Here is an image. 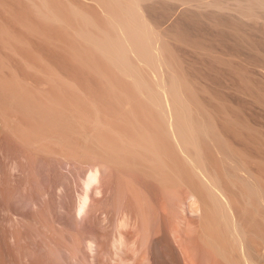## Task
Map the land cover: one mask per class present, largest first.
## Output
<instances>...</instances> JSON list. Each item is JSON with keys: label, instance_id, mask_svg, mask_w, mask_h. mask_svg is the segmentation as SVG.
Segmentation results:
<instances>
[{"label": "rangeland", "instance_id": "obj_1", "mask_svg": "<svg viewBox=\"0 0 264 264\" xmlns=\"http://www.w3.org/2000/svg\"><path fill=\"white\" fill-rule=\"evenodd\" d=\"M130 1L133 2L0 0L3 28H0V264H65V260L70 261L66 264H93L96 259L100 260L94 264H123V259L130 264H150L151 243L155 246L157 242L153 240L160 241L165 236L162 224L168 232L165 233L175 238L171 237L175 244L186 246L183 249L186 254L190 251L186 257L193 260L186 261L216 263L217 257L212 258L215 254L204 260L211 253L207 248L211 245L202 238L207 236L208 229L213 230L204 221L209 215L200 217L205 215V209L192 216L179 208L183 198L189 200L190 188L199 184V180L189 160L177 148L181 137L172 128L178 121L176 110L192 117L190 125L196 130L198 126L201 128L197 130L201 134L192 140L195 154L189 152L215 177L217 184L222 187L226 184L223 188L230 186L227 184H241L230 176L233 169L229 162L234 161L237 174L264 195V10L258 5L260 0H134L137 15L153 31L151 45L156 70L151 65L147 67L142 51L136 50L128 37L126 47L130 50L132 46L136 51H127L126 56L137 66L146 88L161 89L165 109L162 112L141 93L133 76L117 68L100 52L104 37L105 42L125 35L126 18L135 17V13L131 15L133 12L127 10ZM123 5L128 14H124ZM117 25L121 27L117 29ZM122 30L123 33L125 30L123 35ZM85 34L92 36L93 41L89 37L86 40ZM218 138L224 144L222 147L227 148L225 152H231L228 151L229 159L220 150ZM83 184L100 186L94 194H90L93 185L92 189L89 186L93 197L87 196L84 212L78 208ZM145 184L155 193L151 189L153 194L148 192ZM139 187H143V192ZM230 189V192L226 189L229 198L234 195ZM151 194L157 196H153L154 202ZM145 196H149L151 203L148 198L145 201ZM233 198L237 208L238 203L246 205L244 214L240 209L236 216L239 218L240 214L248 222L255 197L239 198V201ZM159 211L166 212L161 213L163 220ZM142 217H147L148 222L140 221ZM120 219L127 223L124 229L116 230L112 225ZM188 220L192 225H187ZM201 221L206 230L200 226ZM239 222L245 227L249 224L244 220ZM146 223H150L147 228ZM251 225L241 227L249 233ZM110 230L115 231L113 235ZM119 231H123L120 233L124 242L121 247L113 248L116 253L105 242ZM78 232H84L80 235L85 238ZM101 232L109 234L104 238ZM99 234L102 238L96 239L103 244L94 238ZM194 237L198 241L193 243L199 247L197 244L192 247ZM216 237L215 234L217 240ZM72 238L76 243L74 248ZM81 240L93 244V249L87 248V242L80 243L79 248L77 244ZM187 245L193 250L187 249ZM202 247L209 253L201 251ZM57 250L62 256H58ZM85 251L89 253L86 255ZM107 251L114 262L108 258ZM2 252H6L4 257ZM158 252L159 249L156 253L162 254V250L161 254ZM202 253L206 254L204 259ZM193 254L196 255L192 257Z\"/></svg>", "mask_w": 264, "mask_h": 264}, {"label": "bare ground", "instance_id": "obj_2", "mask_svg": "<svg viewBox=\"0 0 264 264\" xmlns=\"http://www.w3.org/2000/svg\"><path fill=\"white\" fill-rule=\"evenodd\" d=\"M129 1V0H128ZM139 1V0H138ZM185 1V0H184ZM227 1V0H226ZM254 1V0H253ZM260 1H262V0H260ZM259 1V3H258V5H259V7H261V9H262V11L264 10V1L263 2H260ZM132 1H130L129 3H131ZM137 2V1H136ZM136 2L133 0V2L130 4V7L128 8L127 7V10L130 12V13H132L133 12V14H131V15H134V13H135V17L134 18H132L130 15V17H128V15H127V17L128 18H126V23H127V25H126V27H128V29L126 28V33H125V30H124V33H125V35H123L124 33H123V30H122V37H120V36H116L115 37V35H113V37H115V38H112V39H109V40H106V39H108V37L105 39L106 41L104 42V36L106 35V34H102V36L104 37L103 38V40H102V42L103 43H101V45L102 46H99V47H101L100 49H101V53L103 54V55H105L106 56V58L112 63V64H114L117 68H119V69H121V70H123V71H125V73L126 74H130L131 76H133L135 79L134 80H136V83H137V85L139 86V89L141 90V93H144V94H146V98L147 99H149V101H151V104L153 105L154 104V107L155 108H157V106L160 108L159 109V111L161 110V112H162V104H163V102H162V100H161V89L160 90H156V89H159V87H157L156 89L154 88L153 90H155V91H153V90H151V88L150 89H148V88H146V85H144L145 83L143 82V79H141L140 78V76L138 75V69H136V67L137 66H134L130 61H128L129 59V57H127L126 56V53H127V51L129 52L130 50H132V46H134V48L137 50H139V48H140V50L142 51V60H144L143 62H145V64H147V67H148V65H149V67H150V65L153 67V68H155V70H156V61H155V57L156 56H154V51H153V47H152V45H151V42H152V39H153V31L151 32V30H149V28L147 27V25L145 24V22H143V20L141 19L142 18V16L141 15H139V16H141V18L137 15V5H136ZM253 3V2H252ZM119 4H121V3H119ZM138 4V3H137ZM251 4V3H250ZM256 4V3H255ZM127 5V4H126ZM125 5V6H126ZM243 5V4H242ZM128 6V5H127ZM224 6H226V5H224ZM248 6V5H247ZM257 6V5H256ZM123 7H124V5H123ZM252 7V6H251ZM250 7V8H251ZM126 7H124V9H125ZM238 8V7H237ZM242 9V8H241ZM126 10V9H125ZM124 10V11H125ZM125 11L124 12V14L126 13V12H128V11ZM240 10V9H239ZM246 10H248V9H246ZM250 11V10H249ZM249 11H247V12H249ZM123 12V11H122ZM121 12V13H122ZM239 12V11H238ZM241 12V11H240ZM129 13V14H130ZM126 14H128V13H126ZM264 14V13H263ZM123 15V14H122ZM243 15V14H242ZM126 17V16H125ZM128 19V20H127ZM119 20H121V19H119ZM118 20V21H119ZM117 22V21H116ZM113 23H114V20H113ZM112 23V24H113ZM122 23H123V21H122ZM120 24H121V21H120ZM112 26V25H111ZM118 26H120V25H117V29H118ZM122 26H124V24H122ZM121 27V26H120ZM0 28H2V26H0ZM112 28H113V26H112ZM3 29V28H2ZM116 29V28H115ZM117 29H116V31H117ZM123 29H125V27L123 28ZM1 30V29H0ZM120 31V30H119ZM155 32V31H154ZM116 33V32H115ZM156 33V32H155ZM87 34H90V33H87ZM117 34H120V32H118ZM116 34V35H117ZM127 34V35H126ZM86 36V34L84 35V38L86 39L87 37H89V39H90V41H93L92 39V36L90 37L89 35L87 36V37H85ZM101 36V37H102ZM125 36V37H124ZM156 36H158V35H156ZM155 36V37H156ZM96 37V36H95ZM110 37H112L111 35H110ZM109 37V38H110ZM126 37H128L129 39H130V42L132 41V43H133V45L131 46V49L129 50V48L130 47H126L127 45L129 46V44L128 43H126L127 42V39H126ZM88 39V38H87ZM86 39V40H87ZM95 39V38H94ZM99 39V38H98ZM128 39V40H129ZM95 40H97V39H95ZM154 40V39H153ZM90 41H88V42H90ZM98 41V40H97ZM100 42V41H99ZM98 42V43H99ZM93 43H95V42H93ZM97 43V42H96ZM90 44H92L91 42H90ZM127 44V45H126ZM94 45V44H93ZM97 45H100V44H97ZM96 45V46H97ZM153 48V49H152ZM99 49V50H100ZM128 49V50H127ZM134 49V50H135ZM134 50H132V51H134ZM135 50V51H136ZM131 52V51H130ZM141 53V52H140ZM128 54V53H127ZM158 59V58H157ZM158 62V61H157ZM131 63V64H130ZM138 65V64H137ZM141 67V66H140ZM151 68V67H150ZM142 71V70H141ZM144 71V70H143ZM141 75V74H140ZM143 75V74H142ZM132 77V78H133ZM143 78V77H142ZM133 80V81H134ZM145 81V80H144ZM135 82V81H134ZM163 88V87H162ZM261 93V92H260ZM143 94V95H144ZM145 97V96H144ZM173 99H174V96H173ZM176 100V99H175ZM177 100H179V98L177 99ZM259 100V99H258ZM164 101V100H163ZM173 101V100H172ZM173 102H175V101H173ZM177 102V101H176ZM150 103V102H149ZM261 103V102H260ZM176 104V103H175ZM174 104V105H175ZM179 104H181L180 102H179ZM174 105H173V108H172V110L174 109ZM184 105V104H183ZM182 105V106H183ZM181 106V107H182ZM163 107H164V104H163ZM166 107V106H165ZM179 107V106H178ZM185 107H188L187 105H185ZM177 108V107H176ZM224 108V107H223ZM184 110H185V108H183ZM220 109V108H219ZM158 110V109H157ZM165 109H163V111H164ZM179 110H181V109H179ZM173 111H175V109L173 110ZM178 110H176V114H177V116H176V118L178 117V121H177V123L175 122V124H174V126L172 127L173 128V132L175 133V135H177V137H178V135H179V137H181L182 138V140H180L181 138H179V140L178 141H181L179 144H177V145H179V147H177V148H179V151H181V154H182V156H184V158L185 159H188L187 161L188 162H190V164H191V167H192V171H193V174L195 175V177L199 180V184H195L193 187H191L192 186V184H191V186H188L187 187V189L188 190H192V192H190V194H188L189 196H188V198H189V200L188 201H186L187 200V198H183V202L185 201V202H187V203H183L182 202V205L184 204V206H183V208H181L182 207V205H181V207H179L180 209H182V210H187L188 212H189V214H188V212H186L185 214L187 215H192V213H193V215H195L194 214V212H198V211H202L203 209H205V211L203 212V213H205V215H203V214H200V217L202 216H206V215H209L210 216V218H211V220L212 221H206V220H210V218H209V216L207 217V218H203L204 219V221H205V224L208 226H211V228L213 229V230H210L209 231V229L206 231V232H208L206 235L207 236H205V233L203 234L204 236H205V238L203 237L202 238V240L203 239H205L206 241H208V243L211 245V247H207V246H209V244L208 245H206L207 243L205 242V245H206V247L210 250V254H207L209 257H207V255L205 256L204 255V253H206V252H208L209 253V251H207L206 250V248L204 249V250H206L205 252H204V250H203V248L204 247H202V249H201V251H203L204 253H202L203 254V259H204V256L206 257L204 260H206L207 258H211L210 256H213L214 254V256L212 257L213 259L215 258V257H217V259H214V260H216V263L214 262L213 264H264V210L263 209H261V207H263L264 208V198H263V194H260L255 188H254V186L252 185V184H247V180H244V178H241L237 173H238V171H237V168H238V166H236V164H235V162L233 161V164L231 163V161L229 162V165L230 166H232V167H230L229 165V167L230 168H232L233 169V173L231 174V169L229 170L230 171V176H232L234 179H236V180H238V181H241L240 183L241 184H227V185H230L233 189H230V186H227V188H223L224 186L226 187V184L222 187V186H220V184H217L216 183V180H215V177H213V176H211V174L206 170V168H204V167H201V165H200V163H199V160L197 159V158H194L193 156H194V154H195V150H192V148H193V146H195V145H192V140L196 137L197 138V135H200L199 133L197 134V130L199 129L198 127H197V125H196V127H197V130H196V128L192 125V123H191V125H190V122L191 121H189V119L190 118H192V117H187V115H185V114H183L184 112L183 111H179L180 112V114H179V112H177ZM91 112V111H90ZM181 112H182V114H181ZM185 112H186V110H185ZM188 112H190V111H188ZM187 112V113H188ZM222 112V111H221ZM94 113V112H93ZM175 113V112H174ZM159 114H161V113H159ZM189 114V113H188ZM191 114V113H190ZM190 114H189V116H190ZM161 117H162V115H161ZM163 118V117H162ZM186 119H188L187 121H186ZM177 120V119H176ZM185 121H186V123H185ZM170 122V121H169ZM174 123V122H173ZM225 124V123H224ZM172 125V124H171ZM242 125V124H241ZM169 127H171V126H169ZM226 127V126H225ZM245 128V127H244ZM203 129V128H202ZM247 129V128H246ZM200 131H201V128L199 129ZM203 131V130H202ZM218 135V134H217ZM253 136V135H252ZM258 136V135H257ZM215 137H216V135H215ZM218 137V136H217ZM220 138H218V139H216V142L217 141H219L220 143H221V145H220V150H222V152H224V153H226L225 151H226V149L227 148H223L222 146H224V144H222L223 142H221V140H219ZM194 141V140H193ZM253 141V140H252ZM177 142V141H176ZM256 143V142H255ZM262 145V144H261ZM259 146V145H258ZM149 147V146H148ZM196 147V146H195ZM194 147V148H195ZM226 147V146H225ZM223 148V149H222ZM148 150V149H147ZM191 150V151H190ZM192 153V151H194V154H190V152ZM228 151L229 150H227V153L225 154V156H228L227 158L229 159V153H228ZM230 152V151H229ZM264 152V151H263ZM228 154V155H227ZM230 154H231V152H230ZM257 160V159H256ZM243 161V160H242ZM252 161V160H251ZM226 162V161H225ZM228 162H226V163H228ZM237 162H238V160H237ZM244 162V161H243ZM242 162V163H243ZM241 165V164H240ZM226 168V167H225ZM244 168V167H243ZM226 169H228V168H226ZM226 171V170H225ZM245 171V170H244ZM247 171V170H246ZM242 172V171H241ZM227 173H229L228 171H227ZM244 177V176H243ZM91 178H93V177H91ZM90 178V179H91ZM218 180V179H217ZM83 185H85L84 187H86L85 189H84V187H83V190H84V193H82L83 195H82V197H80V204L78 205L79 207V209H83V210H85V207H83V205L85 204V206H86V201H87V196L88 197H93V196H90V194H94L93 192L95 191V192H97L98 190H97V186L98 185H96V184H83ZM91 185H93V190H92V192H91V190H89L88 188H89V186L91 187ZM133 185V187L135 188V186H134V184H132ZM141 185V184H140ZM187 186V185H186ZM98 187H100V186H98ZM141 187V186H140ZM140 187H139V189H140ZM145 188L147 187V185L145 184V186H144ZM149 187V186H148ZM147 187V188H148ZM189 187H191L190 189H189ZM195 187V188H194ZM193 188V189H192ZM90 189H92V187L90 188ZM137 189V188H136ZM149 189H151L150 187L147 189L148 190V192H150L149 191ZM187 189H186V191H187ZM226 189L228 190V189H230L232 192H233V194L234 195H231V196H235V197H237V200L239 199V198H247V199H250L251 197H255V202H254V206H253V212H252V215L249 217L248 216V222L245 220V217L244 216H241L240 217V214H239V218L237 217L238 216V212L239 211H241L240 209H242L243 210V214H244V211H245V206L246 205H240V203H238L239 204V208H237L238 207V205L236 204V202L235 203H233L232 202V200H235L233 197H231L230 196V198H229V194H228V191H226ZM142 192H143V187H142V189H140ZM138 191V190H137ZM151 191H152V189H151ZM83 192V191H82ZM91 192V193H90ZM142 192H139L140 194L142 193ZM152 192H154V191H152ZM152 192H150V193H152ZM230 192V191H229ZM90 193V194H89ZM155 193V192H154ZM187 193H189V192H186V195H187ZM81 194V193H80ZM89 194V195H88ZM153 194V193H152ZM152 194H151V196H152ZM228 194V195H227ZM136 195V194H135ZM138 195V194H137ZM143 195V194H142ZM147 195V194H146ZM150 195V194H149ZM155 195V198L157 197L156 196V194H154ZM153 195V196H154ZM263 195V196H262ZM81 196V195H80ZM140 196L141 195H139V198H140ZM150 196V198H153L152 199V201L154 200V197L152 196L151 197ZM146 197V196H145ZM149 196H147L145 199V201H147V198H148ZM90 198V199H91ZM133 198V197H132ZM138 198V199H139ZM142 198H144V196L142 197ZM86 199V200H85ZM89 199V198H88ZM149 199V198H148ZM140 200V199H139ZM157 200V199H156ZM236 200V201H237ZM85 201V202H84ZM140 201H142V200H140ZM149 201V203H151L150 202V199L148 200ZM239 201V200H238ZM91 202V201H90ZM144 202V201H143ZM154 202V201H153ZM157 203L159 202V201H156ZM89 203V202H88ZM136 203V202H135ZM157 203H154V204H156L157 205ZM181 203V202H180ZM141 204V203H140ZM153 204V203H152ZM151 204V205H152ZM234 204L235 205H237V207L236 206H234ZM89 205V204H88ZM145 205V204H144ZM148 204H146V206H147ZM83 207V208H82ZM143 207V206H142ZM153 207H155L154 205H152V208ZM240 207H242V208H240ZM114 208V207H113ZM148 208V207H147ZM146 208V209H147ZM157 208V206L155 207V209ZM90 209V208H89ZM160 209L163 211V209L160 207ZM236 209H239V210H236ZM260 209L261 210H263V212H261L260 211ZM82 210V212H84ZM88 210V209H87ZM144 210H145V208H144ZM148 210H150V209H148ZM165 210V209H164ZM80 211V210H79ZM86 211V210H85ZM89 211V210H88ZM106 211V210H105ZM104 211V212H105ZM110 211V210H109ZM153 211H154V209H153ZM158 211V210H157ZM237 211V212H236ZM81 212V211H80ZM102 212V211H101ZM146 212V211H145ZM149 213H150V211H148ZM86 213V212H85ZM93 213V212H92ZM154 213V212H153ZM159 213H160V219L161 220H163L164 218L161 216V213H162V215H164L163 214V212H160L159 211ZM191 213V214H190ZM207 213H209V214H207ZM240 213H242V212H240ZM90 214V213H89ZM85 215V214H84ZM94 215H95V213H94ZM145 215V214H144ZM148 215V214H147ZM146 215V216H147ZM185 215V216H186ZM188 215H187V217H188ZM192 215V216H193ZM196 215H198V214H196ZM237 215V216H236ZM87 216V215H86ZM89 216V215H88ZM117 216V215H116ZM115 216V217H116ZM159 216V215H158ZM108 217V216H107ZM145 217V216H144ZM144 217H142V218H140V221H141V219L142 220H145L146 221V219H147V217H146V219H143ZM156 217V216H155ZM198 217H199V215H198ZM109 218H111L110 216H109ZM114 217H112V220H114L113 219ZM119 218H120V216H119ZM118 218V219H119ZM154 218V217H153ZM163 218V219H162ZM189 218V217H188ZM240 218H243V219H240ZM90 219H92V218H90ZM100 219V218H99ZM124 219H126L125 217H124ZM124 219H120L119 221H117V223H114L112 226H114L115 228H116V230H121V229H124V228H122L123 226L125 227V225H126V223L127 222H129L127 219V222L124 220ZM158 219V218H157ZM156 219V220H157ZM190 219V218H189ZM202 219V218H201ZM202 219V220H203ZM106 220V219H105ZM104 220V221H105ZM108 220H110L111 221V219H108ZM108 220H107V223H109L108 222ZM154 220V219H153ZM152 220V221H153ZM159 220V219H158ZM193 220V219H192ZM195 221L197 220V219H194ZM239 220H241V222H242V220H244L245 221V224L246 223H249V224H252L251 225V227L253 228H250L251 230H247L249 233H246V231H244L243 229H242V227L244 226V224H243V222L241 223V225H240V222H239ZM101 221V220H100ZM160 221V220H159ZM195 221H192V223L194 222L195 223ZM114 222V221H113ZM113 222H111V223H113ZM143 223H144V221H142ZM146 222H148V221H146ZM150 222H151V220H150ZM156 222V221H155ZM207 222H211L212 224L210 225V223H207ZM91 223V222H90ZM98 223H99V220H98ZM143 223H141V225H143L144 226V224ZM154 223V222H153ZM159 223V222H158ZM193 223V224H194ZM201 223L203 224V225H200V226H205L204 225V223H203V221H201ZM92 224V223H91ZM100 224V223H99ZM102 224V223H101ZM148 223H146V225H145V227L146 226H149V224L147 225ZM156 224V223H155ZM154 224V225H155ZM160 224H161V221H160ZM189 224H191V223H189V220H188V223H187V225H189ZM198 224H199V221H198ZM249 224L248 225H246V227L248 226V228H249ZM108 225H110V224H108ZM128 225V224H127ZM157 225V224H156ZM155 225V226H156ZM192 225V224H191ZM195 225V224H194ZM197 225V224H196ZM243 225V226H242ZM257 225V226H256ZM100 226V225H99ZM104 226V225H103ZM106 226V225H105ZM110 227V228H112L113 229V227ZM162 226V229L164 230V234H165V236H163V237H161V239H160V241L158 240L157 241V239L156 240H153V242L155 243V242H157V244H155V246H154V244L153 243H151L153 246V248L151 249V258H150V255H149V258L151 259L150 260V264H186L185 263V261L188 259H190L191 261L193 260L192 258H188V257H186V255H189V252H188V254H186L187 252H185L183 249L184 248H186V246H183V244H175V240H172V238H174V237H172V235H168L167 233V231H165L166 229H165V226L163 227V224L161 225ZM198 226V225H197ZM197 226H195V227H197ZM208 226V227H209ZM242 226V227H241ZM121 227V228H120ZM199 227V226H198ZM245 226H244V228H246ZM260 227H262V228H260ZM84 228V227H83ZM82 228V229H83ZM106 228V227H105ZM108 228H109V226H108ZM109 228V229H110ZM120 228V229H119ZM147 228V227H146ZM206 228V227H205ZM204 227H203V229H205ZM247 228V229H248ZM102 229V228H101ZM197 229V228H196ZM202 229V228H201ZM207 229V228H206ZM205 229V230H206ZM91 231H92V229H90ZM89 230V231H90ZM105 230V229H104ZM108 230V229H107ZM115 230V229H114ZM149 230V229H148ZM162 230V231H163ZM194 231H195V228L193 229ZM204 230V231H205ZM77 231H79V230H77ZM96 232H98L97 230H95ZM106 231V230H105ZM109 231V230H108ZM112 231L113 230H110V234L112 233ZM150 231V230H149ZM152 231V230H151ZM154 231V230H153ZM203 231V232H204ZM82 232V231H81ZM115 232V231H114ZM113 232V233H114ZM120 232H122L123 233V231H119L118 232V234H115V237H113L112 235H113V233H112V235H109V236H112V239H110V240H108V241H106L105 243L108 245V243H110V245H108L107 247H109V246H111L112 247V249L114 248V249H117L118 248V246L120 245V247H121V244H123V242H124V236L120 233ZM165 232H167V233H165ZM189 232H190V230H189ZM200 232V231H199ZM199 232H197L198 233V236L200 235V234H202L201 232L199 233ZM212 232H214V233H212ZM61 233V232H60ZM79 233V232H78ZM99 233V232H98ZM98 233H96V234H98ZM101 233H103V232H101ZM175 233V232H174ZM211 233V235H214V237L213 236H210L209 234ZM72 234H74V233H72ZM76 234V233H75ZM80 234H85L84 232L83 233H79V235ZM90 234H95V233H90ZM104 234V233H103ZM107 234H109V232L107 233ZM106 233L104 234V236L106 235V236H108ZM150 234V233H149ZM152 234V233H151ZM163 234V235H164ZM191 234H193V233H191ZM215 234H216V236L218 237H216L217 238V240L215 239ZM248 234H250V236L249 237H247V235ZM77 235V234H76ZM76 235H72V237L74 236H76ZM102 234H99V235H95V237H94V235H92V237H94L95 238V240L97 241L98 239H96V238H98L99 236H100V238H102V236H101ZM117 235V236H116ZM126 235V234H125ZM129 235V234H128ZM127 235V236H128ZM78 236V235H77ZM106 236L104 237V238H106ZM180 236L181 235H179V238H180ZM187 236V235H186ZM194 236V235H193ZM197 236V237H198ZM201 236V235H200ZM80 237H83V236H81L80 235ZM92 237L91 238H89L90 240H93L92 239ZM172 237V238H171ZM177 237V236H176ZM185 237V236H184ZM189 237H190V235H189ZM189 237H187L188 239H189ZM197 237H194V239H196V240H194V241H192V243L193 242H195V241H198L197 240ZM207 237V238H206ZM71 238V237H70ZM77 239H79L78 237H76ZM85 238V236L83 237V239ZM88 238V237H87ZM129 238V237H128ZM192 238V237H191ZM250 238V239H249ZM253 238H255V240L253 239ZM68 239V238H67ZM72 239H74V238H72ZM109 239V238H108ZM131 239V238H130ZM175 239V238H174ZM184 239H186V238H184ZM199 239V238H198ZM219 239V240H218ZM66 240V239H65ZM80 240V239H79ZM100 240V239H99ZM98 240V242L99 243H101L102 241H99ZM102 240V239H101ZM104 240V239H103ZM107 240V239H106ZM129 240V239H128ZM149 240V239H148ZM180 240V239H179ZM179 240H178V242H179ZM252 240H254V241H252ZM257 240V241H256ZM64 241V240H63ZM126 241H127V239H126ZM134 241V240H133ZM132 240H131V242H133ZM201 241V240H200ZM204 241V240H203ZM202 241V242H203ZM74 243H75V239H74V241H73ZM83 241L81 240L80 242H79V244H77V246L78 245H81L80 243H82ZM84 242H87L86 240L84 241ZM83 242V243H84ZM93 242H95V241H93ZM150 242H151V239H150ZM149 241H148V243H150ZM187 242V241H186ZM255 244V248H254V246L252 245L253 243ZM63 243V242H62ZM82 243V244H83ZM104 243V242H103ZM103 243H101V244H103ZM126 243V242H125ZM130 243V242H129ZM128 243V244H129ZM188 243V242H187ZM70 244H72V242L70 243ZM135 244H137V243H135ZM158 244H159V246H158ZM195 244H197V243H193V245H192V247L195 245ZM62 245V244H61ZM67 245V244H66ZM86 245H87V248L89 249H93L91 246L93 245H91V243H86ZM85 245V246H86ZM131 245V244H130ZM185 245V244H184ZM198 245V244H197ZM201 245V244H200ZM76 246V243L73 245V248ZM94 246H97V244L96 245H94ZM131 246H133V244L131 245ZM147 246H149L148 244H147ZM151 246V245H150ZM188 246V245H187ZM196 246V245H195ZM79 247V246H78ZM82 247H83V245H82ZM97 247H100V244H98V246ZM102 247V246H101ZM117 247V248H116ZM119 247V248H120ZM130 247V246H129ZM128 247V248H129ZM137 247H138V245H137ZM159 247V248H158ZM182 247V248H181ZM192 247L190 248V246H188L187 247V249H192ZM197 247H199V245L197 246ZM196 247V248H197ZM77 248V247H76ZM80 248V247H79ZM103 248V247H102ZM124 248H125V246H124ZM126 248H127V246H126ZM133 248V247H132ZM212 248V249H211ZM61 249H62V247L60 248V251H61ZM63 249H65V248H63ZM67 249V248H66ZM86 249V248H85ZM95 249V248H94ZM99 249V248H98ZM104 249V248H103ZM102 249V250H103ZM106 249H109V248H106ZM106 249H105V251H106ZM111 249V248H110ZM109 249V250H110ZM113 249V250H114ZM157 249H159V252H160V254H161V250H162V254L161 255H159V254H157L156 253V251H157ZM58 250H59V248H58ZM57 250V251H58ZM70 249H68V251H69ZM73 250H75V249H73ZM72 250V251H73ZM83 250H84V247H83ZM96 250V249H95ZM108 250V251H109ZM125 250V249H124ZM128 249H126V251H127ZM138 250V249H137ZM193 250V249H192ZM212 250H213V252H212ZM71 251V252H72ZM91 251V253H92V250H90ZM96 251H98V250H96ZM101 251V250H100ZM104 251V250H103ZM103 251H101V255H102V252ZM108 251H107V253L106 252H104V253H106V254H108ZM121 251V250H120ZM128 251H130V250H128ZM194 251H196V249H194ZM198 251V250H197ZM200 251V252H201ZM61 252H63V250L61 251ZM74 252V251H73ZM79 252H80V250H79ZM87 251H85V253H86ZM110 252V251H109ZM113 252V251H112ZM114 252H116L115 250H114ZM130 252H132V256L134 255L133 254V251H130ZM147 252V251H146ZM158 252V253H159ZM193 252V251H192ZM4 252H2V256L4 257L5 255V253L3 254ZM55 253H57V252H55ZM54 253V254H55ZM58 253H59V255L58 256H60L61 254H60V252L58 251ZM64 253V252H63ZM74 253H77V252H74ZM74 253L72 254V255H74ZM87 253H89V252H87ZM87 253H86V255H87ZM94 253H96V252H94ZM98 253H99V251H98ZM97 253V254H98ZM111 253V252H110ZM109 253V254H110ZM117 253V252H116ZM125 253V252H124ZM123 253V254H124ZM135 253V252H134ZM148 253V252H147ZM198 253H199V251H198ZM80 254H82L81 252H80ZM93 254V253H92ZM97 254H95L96 256H97ZM109 254H108V258L110 259V256H109ZM122 254V255H123ZM126 254V253H125ZM191 254V253H190ZM196 254H197V252H196ZM195 254V255H196ZM200 255H201V253H199ZM198 254V255H199ZM94 255V256H95ZM101 255H100V257H101ZM194 254H193V256L192 257H194L195 256ZM197 255V256H198ZM62 256V255H61ZM67 256V257H66ZM75 256V255H74ZM82 256H85V255H82ZM95 256V258H97ZM104 256H105V254H104ZM112 256V255H111ZM115 256V255H114ZM113 256V257H114ZM132 256H130V257H132ZM190 256V255H189ZM57 257V256H56ZM65 257L66 258H68V255H66L65 254ZM77 257V256H76ZM122 257V256H121ZM125 258H130V257H126V256H124ZM6 258H7V256H6ZM62 258V257H61ZM71 258H73V257H71ZM78 258V257H77ZM80 258V257H79ZM88 258V256L86 257V259ZM91 258V257H90ZM94 258V259H95ZM98 258H99V254H98ZM106 258H107V256H106ZM112 258V257H111ZM148 258V259H149ZM74 259V258H73ZM93 259V260H94ZM102 259H104V257L102 256ZM113 259H116V258H113ZM127 259V260H128ZM132 259V258H131ZM69 260H70V258H69ZM80 260L81 261H83L81 258H80ZM85 260V259H84ZM93 260H91L90 262L92 263V261ZM100 259H98V261H99ZM111 260V259H110ZM117 260H118V258H117ZM135 260V259H134ZM143 260V259H142ZM195 260H197V263H199L198 262V260L199 259H195ZM5 261V260H4ZM62 261H63V259H62ZM71 261H73L72 259H71ZM95 261V260H94ZM93 261V262H94ZM96 261H97V259H96ZM95 261V262H96ZM98 261H97V263H98ZM105 261L107 262L108 260H106L105 259ZM111 261H113V260H111ZM115 261V260H114ZM113 261V262H114ZM123 262V264H126V263H129V261L127 262H125V260L123 259L122 260ZM148 261V260H147ZM201 261H202V258H201ZM200 261V262H201ZM210 260H207V264L208 263H210L209 262ZM217 261H218V263H217ZM8 262V261H7ZM64 262H70V261H64ZM74 262H76V261H74ZM79 262V261H78ZM86 262H88V261H86ZM94 262V263H95ZM101 262H102V260H101ZM110 262V261H109ZM132 262V261H131ZM134 262V261H133ZM187 262V264H191V263H189L190 261H186ZM193 262H196V261H193ZM205 262V261H204ZM6 263V262H5ZM65 263V264H66ZM80 263V262H79ZM78 263V264H79ZM82 263V262H81ZM89 263V262H88ZM93 263V264H94ZM96 263V264H97ZM100 263V262H99ZM103 263V262H102ZM108 263V262H107ZM114 263H116V262H114ZM113 263V264H114ZM137 263V262H136ZM135 263V264H136ZM202 264H203V262H201ZM200 263V264H201ZM70 264H72V263H70ZM75 264V263H74ZM77 264V263H76ZM83 264V263H82ZM90 264V263H89ZM109 264V263H108ZM111 264V263H110ZM117 264V263H116ZM130 264V263H129ZM134 264V263H133ZM192 264H195V263H192ZM205 264V263H204Z\"/></svg>", "mask_w": 264, "mask_h": 264}]
</instances>
